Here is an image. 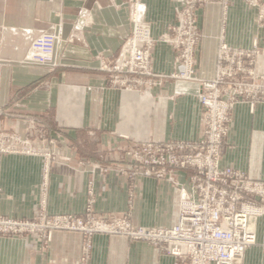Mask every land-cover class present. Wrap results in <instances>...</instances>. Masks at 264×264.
I'll return each mask as SVG.
<instances>
[{"label": "crops", "instance_id": "1", "mask_svg": "<svg viewBox=\"0 0 264 264\" xmlns=\"http://www.w3.org/2000/svg\"><path fill=\"white\" fill-rule=\"evenodd\" d=\"M134 0H0V134L16 133L44 154L0 152V214L31 220L92 215L134 225L171 227L177 223L179 190L172 183L119 173L133 167L121 161L137 141H195L203 135L204 109L195 81L171 76L181 67L169 43L157 41L152 68L160 76L149 93L110 85L103 63L128 56L124 49L134 29ZM140 21L154 39L177 22L182 0H141ZM264 0H211L198 12L203 39L197 50L202 73L214 71L220 33L229 46L260 55L256 71L264 74ZM59 35L57 67L27 63L31 44L43 32ZM31 122L36 128L29 131ZM45 135L44 139L40 138ZM223 167L264 181V103L238 104L225 139ZM191 170L180 172L186 187ZM90 192H93V196ZM257 244L244 264H264V217L254 223ZM86 237L55 231L48 241L39 234L0 235V264H176L154 246L126 237L96 234L84 260Z\"/></svg>", "mask_w": 264, "mask_h": 264}, {"label": "built area", "instance_id": "2", "mask_svg": "<svg viewBox=\"0 0 264 264\" xmlns=\"http://www.w3.org/2000/svg\"><path fill=\"white\" fill-rule=\"evenodd\" d=\"M210 2L182 0L177 22L165 39L176 50L177 64L181 67L171 77L201 85L203 135L195 141H137L121 156L122 163L133 169H121L119 173L168 181L179 190L177 223L171 227L137 226L129 214L122 219H104L92 215L89 206L85 219L73 215L48 217L40 213L31 220H16L0 214V235L39 234L49 241L55 231L80 232L86 237L84 260L89 257L92 237L107 234L148 243L175 258L176 264H244L246 251L257 244L255 229H249L248 221L251 218L256 222L264 217V181L235 168L223 167L221 163L235 107L240 103H264V74L256 71L261 52L257 44L253 49L231 47L223 32L213 73H202L197 50L204 35L198 12ZM132 7L134 29L124 47L128 56L103 63L101 69L108 73L111 86L148 94L149 89L159 84L160 76L152 68L157 40L150 25L140 21L141 0H134ZM58 42L56 30L43 32L31 44L27 63L56 68ZM3 114L0 109V115ZM35 128L36 124L31 122L29 131ZM55 144L51 141L49 147L40 148L16 133L0 134L1 153L44 154L48 162L56 160ZM187 170L192 171L188 175V187L179 178L180 172Z\"/></svg>", "mask_w": 264, "mask_h": 264}, {"label": "bare ground", "instance_id": "3", "mask_svg": "<svg viewBox=\"0 0 264 264\" xmlns=\"http://www.w3.org/2000/svg\"><path fill=\"white\" fill-rule=\"evenodd\" d=\"M168 32H169V28H168V31H167L166 33L162 34V35L159 37V39H156V40H157V41H160V40L165 41L166 37L168 36ZM153 38H154V37H153ZM254 223H255L254 220L250 218L249 221H248V227H249V229L253 228Z\"/></svg>", "mask_w": 264, "mask_h": 264}, {"label": "rangeland", "instance_id": "4", "mask_svg": "<svg viewBox=\"0 0 264 264\" xmlns=\"http://www.w3.org/2000/svg\"><path fill=\"white\" fill-rule=\"evenodd\" d=\"M260 22H261V24L262 25H264V14H262L261 16H260ZM4 112V115H5V111H3Z\"/></svg>", "mask_w": 264, "mask_h": 264}]
</instances>
